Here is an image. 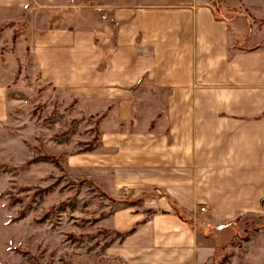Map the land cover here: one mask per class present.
<instances>
[{
  "label": "crops",
  "instance_id": "obj_1",
  "mask_svg": "<svg viewBox=\"0 0 264 264\" xmlns=\"http://www.w3.org/2000/svg\"><path fill=\"white\" fill-rule=\"evenodd\" d=\"M31 2L71 16L36 33L43 80L103 117L114 188L127 187L130 200L157 193L165 211L128 234L117 256L207 264L203 217L216 228L264 214V48L235 47L213 0H0V26ZM242 2L264 9V0Z\"/></svg>",
  "mask_w": 264,
  "mask_h": 264
},
{
  "label": "rangeland",
  "instance_id": "obj_2",
  "mask_svg": "<svg viewBox=\"0 0 264 264\" xmlns=\"http://www.w3.org/2000/svg\"><path fill=\"white\" fill-rule=\"evenodd\" d=\"M213 8L235 47L264 48V9L242 0H213ZM69 15L31 2L0 26V264H130L117 256L123 227L137 218L138 229L165 213L157 193L130 200L114 188L103 117L88 116L74 93L43 80L36 33L68 26ZM210 226L205 217L198 226L209 238L200 243L205 263L264 264V214Z\"/></svg>",
  "mask_w": 264,
  "mask_h": 264
},
{
  "label": "trees",
  "instance_id": "obj_3",
  "mask_svg": "<svg viewBox=\"0 0 264 264\" xmlns=\"http://www.w3.org/2000/svg\"><path fill=\"white\" fill-rule=\"evenodd\" d=\"M214 11V10H213ZM216 17V16H215ZM217 18V17H216ZM218 19V18H217ZM172 208H173V214L176 215L177 217H179L180 219H182L183 221L187 222L188 224L193 225V221H191L190 219L186 218V216L184 215V213L182 212V210L175 204H172ZM229 225V224H228ZM228 225H223V226H228ZM200 228V227H198ZM218 227H216L217 229ZM221 228V227H219ZM215 228H213L214 230ZM135 231V229L130 230L129 232H127L126 235L131 234Z\"/></svg>",
  "mask_w": 264,
  "mask_h": 264
},
{
  "label": "built area",
  "instance_id": "obj_4",
  "mask_svg": "<svg viewBox=\"0 0 264 264\" xmlns=\"http://www.w3.org/2000/svg\"><path fill=\"white\" fill-rule=\"evenodd\" d=\"M124 193L128 194V188L127 187H124ZM207 212V207L205 206H202L200 207L199 209V213H201L202 215L205 214Z\"/></svg>",
  "mask_w": 264,
  "mask_h": 264
}]
</instances>
